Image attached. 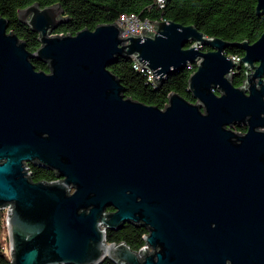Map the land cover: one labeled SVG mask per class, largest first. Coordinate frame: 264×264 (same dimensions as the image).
I'll use <instances>...</instances> for the list:
<instances>
[{"label":"water","instance_id":"1","mask_svg":"<svg viewBox=\"0 0 264 264\" xmlns=\"http://www.w3.org/2000/svg\"><path fill=\"white\" fill-rule=\"evenodd\" d=\"M62 13L57 3L16 10L37 34L32 52L0 16L9 264H264V30L252 43L172 21L122 38L114 22L55 34L70 20ZM254 14H264V0ZM227 47L242 55L232 59ZM119 55L149 71L154 86L194 65L193 101L171 92L160 109L125 97L107 69ZM27 165L57 180L32 181ZM124 223L146 230L138 250L106 242V230Z\"/></svg>","mask_w":264,"mask_h":264},{"label":"trees","instance_id":"2","mask_svg":"<svg viewBox=\"0 0 264 264\" xmlns=\"http://www.w3.org/2000/svg\"><path fill=\"white\" fill-rule=\"evenodd\" d=\"M31 3L40 7L59 4L62 16L66 15L69 21L60 23L53 33L75 34L81 29H93L97 24L115 22L121 13H132L141 19L149 21H172L174 23L193 25L196 30L205 36H213L228 42L246 40L254 42L264 30V14L255 16V0H0V16L7 19V31L13 32L19 40L24 42L26 50L32 52L38 46L37 34L25 24L19 22L16 10ZM187 43L185 46H188ZM227 56L239 58L241 50L235 47L225 49ZM35 70L47 71L46 63L31 60ZM132 60L119 55L108 67V71L118 80L124 89L123 95L146 105L162 109L169 93L174 92L188 101H193L186 91L188 75L194 65L184 67L168 74L160 86H154L147 81L143 72L135 70ZM244 78L240 67L233 71L231 82L238 87ZM234 131L243 132L244 126L234 125ZM32 181L53 180V172L30 166ZM146 230L143 227L124 223L116 230H106V242H125L131 249L138 250L143 246L142 235ZM7 239L5 233V209H0V264H9ZM98 264H114L104 258Z\"/></svg>","mask_w":264,"mask_h":264},{"label":"built area","instance_id":"3","mask_svg":"<svg viewBox=\"0 0 264 264\" xmlns=\"http://www.w3.org/2000/svg\"><path fill=\"white\" fill-rule=\"evenodd\" d=\"M157 3H161L163 0H155ZM159 21H165L163 19H160ZM118 28L122 29L121 32H120V37H125L129 34H132V35H139V31L141 29H145L147 30V32H151L152 31V28H153V25L152 23H150L149 20L147 19H141L139 18L138 16H136L135 14H132V13H129V14H126V13H121L118 15L116 21L114 22ZM232 59H238L237 57H232ZM133 63V68L135 70H138L139 72H143L144 74H146L147 76V81L150 82L151 84L154 85L152 79H151V75H149V71L143 69L142 67H140L137 63H135L134 61H132ZM190 65L186 66L187 68L189 67ZM27 170H28V173L30 174V171H29V168L30 166L27 165ZM57 179L53 177V180H50V181H56Z\"/></svg>","mask_w":264,"mask_h":264},{"label":"flooded vegetation","instance_id":"4","mask_svg":"<svg viewBox=\"0 0 264 264\" xmlns=\"http://www.w3.org/2000/svg\"><path fill=\"white\" fill-rule=\"evenodd\" d=\"M202 50H206V48H202ZM236 132H238V133H242V132H239V131H236ZM106 211H111L109 208L106 210Z\"/></svg>","mask_w":264,"mask_h":264}]
</instances>
